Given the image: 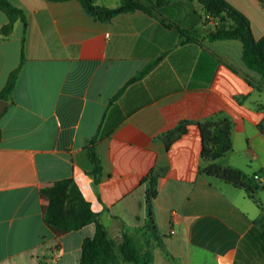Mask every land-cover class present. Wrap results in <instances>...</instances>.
<instances>
[{"label": "crops", "instance_id": "0c3cea01", "mask_svg": "<svg viewBox=\"0 0 264 264\" xmlns=\"http://www.w3.org/2000/svg\"><path fill=\"white\" fill-rule=\"evenodd\" d=\"M227 1L264 37V0ZM10 2L27 27L17 21L9 37L0 33V93L20 67L13 93L0 97V264L80 262L95 224L56 233L45 221L41 186L63 179L76 182L117 243L127 233L150 264H264V188L255 202L200 173L199 123L228 118L233 149L222 165L264 183V76L244 64L242 43L205 34L180 43L175 29L141 11L102 22L78 0ZM105 2L97 1L119 5ZM157 10L184 29L219 24L205 21L199 0ZM7 22L0 10V29ZM184 122L186 132L167 148L164 135Z\"/></svg>", "mask_w": 264, "mask_h": 264}, {"label": "trees", "instance_id": "16d2710c", "mask_svg": "<svg viewBox=\"0 0 264 264\" xmlns=\"http://www.w3.org/2000/svg\"><path fill=\"white\" fill-rule=\"evenodd\" d=\"M78 1L91 16L102 22L110 21L122 13L144 12L156 17L165 27L175 29L180 35V43L197 42L200 34H205L212 41L239 40L243 45L242 60L244 64L264 76V37L257 39L253 34L249 18L227 0H199L203 6L205 21L219 20L218 26L213 30L205 29L203 26L184 29L171 22L157 10V7L170 0H157V7L141 0H121V3L113 8L99 5L98 0ZM0 10L8 17L7 24L0 29L3 38L12 34L17 21H22L24 27H27L24 11L13 5L10 0H0ZM161 58L162 56H159L152 61L132 80L141 78ZM19 71L20 67L10 74L0 97L8 98L13 93ZM187 125L188 122H184L164 135L167 148H170L186 132ZM199 128L202 137L200 173L246 191L248 196L257 202L255 194L264 188V183L256 178L257 175H248L221 163L226 154L233 149L231 121L228 118L207 121L199 123ZM88 155L94 166L90 174L98 181L102 173V165L94 144L88 147ZM149 181L151 186L146 196L150 221L148 225L151 224L154 230L152 203L158 195V178L152 175ZM41 193L47 200L45 221L56 233L76 231L89 224H95L94 236L85 238L83 241L82 255L78 264H150L127 233H124L120 243L110 236L99 215L92 210L90 202L84 197L73 179L44 184L41 186Z\"/></svg>", "mask_w": 264, "mask_h": 264}, {"label": "rangeland", "instance_id": "374dc122", "mask_svg": "<svg viewBox=\"0 0 264 264\" xmlns=\"http://www.w3.org/2000/svg\"><path fill=\"white\" fill-rule=\"evenodd\" d=\"M106 1L105 3L108 4V5H111V6H115V5H118L121 3V0H104ZM264 191V190H263ZM263 191H260L257 193V197L260 199V200H263L264 201V197H263Z\"/></svg>", "mask_w": 264, "mask_h": 264}, {"label": "water", "instance_id": "95a60500", "mask_svg": "<svg viewBox=\"0 0 264 264\" xmlns=\"http://www.w3.org/2000/svg\"><path fill=\"white\" fill-rule=\"evenodd\" d=\"M2 103H3V105H2ZM4 104H6V102L0 100V113H1V112L3 111V109H4Z\"/></svg>", "mask_w": 264, "mask_h": 264}, {"label": "built area", "instance_id": "2783aa9c", "mask_svg": "<svg viewBox=\"0 0 264 264\" xmlns=\"http://www.w3.org/2000/svg\"><path fill=\"white\" fill-rule=\"evenodd\" d=\"M256 178H258V177L256 176Z\"/></svg>", "mask_w": 264, "mask_h": 264}]
</instances>
